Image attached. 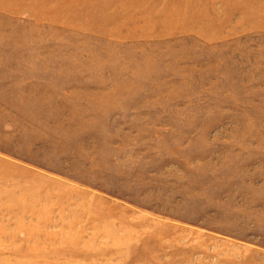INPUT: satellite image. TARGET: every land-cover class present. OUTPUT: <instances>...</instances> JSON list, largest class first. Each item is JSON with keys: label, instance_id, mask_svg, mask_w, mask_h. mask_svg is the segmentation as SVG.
Listing matches in <instances>:
<instances>
[{"label": "rangeland", "instance_id": "obj_1", "mask_svg": "<svg viewBox=\"0 0 264 264\" xmlns=\"http://www.w3.org/2000/svg\"><path fill=\"white\" fill-rule=\"evenodd\" d=\"M0 264H264V0H0Z\"/></svg>", "mask_w": 264, "mask_h": 264}]
</instances>
